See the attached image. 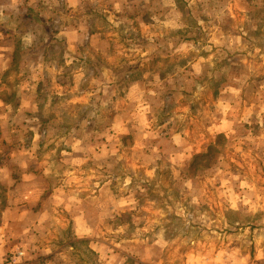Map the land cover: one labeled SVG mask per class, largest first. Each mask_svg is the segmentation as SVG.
Wrapping results in <instances>:
<instances>
[{
    "label": "rangeland",
    "instance_id": "obj_1",
    "mask_svg": "<svg viewBox=\"0 0 264 264\" xmlns=\"http://www.w3.org/2000/svg\"><path fill=\"white\" fill-rule=\"evenodd\" d=\"M223 1L110 0L101 65L22 67L56 0L0 83V264H264V0Z\"/></svg>",
    "mask_w": 264,
    "mask_h": 264
},
{
    "label": "crops",
    "instance_id": "obj_2",
    "mask_svg": "<svg viewBox=\"0 0 264 264\" xmlns=\"http://www.w3.org/2000/svg\"><path fill=\"white\" fill-rule=\"evenodd\" d=\"M61 4L55 7L58 12V33L56 35L57 41H53L52 44L48 43L47 47L43 45L41 51L46 53L44 56L43 62L40 64L36 62V59L30 61L32 55L35 53L38 55L39 49L31 48V55L29 61L26 63L24 61L22 67L29 65H34L38 67L50 66L51 64L49 56L53 54L56 50H59L63 56L62 62L55 65L58 68L59 65L64 67H69V65L77 64L80 60L90 63L93 67L101 65L92 59L90 51H87L88 44H90L89 49L95 48L97 53L101 52L106 54L104 51L107 50V44L110 45L108 39L102 38L101 30H110V23H114V17L110 14L108 10L102 8L104 4H109L110 0H88L91 1V14L101 12L103 9L104 17L108 21L106 27H97L93 23H90L89 26L83 24L84 20L79 18V10L84 6L86 0H60ZM117 2L116 7L120 8V12L125 14L127 12V0H113ZM224 2L223 0H220ZM231 0H225L228 2ZM260 1V2H259ZM256 2L254 9L256 10L258 5L261 3V0ZM56 0H5L4 2L0 0V77H5V79L0 78V83L3 81L9 80L8 72H11L13 65L16 63L17 48L22 43H26L27 40L35 38L37 35L34 30H41V33H44V30L48 32L49 22L45 19L49 16V11L53 8ZM204 3V1H202ZM233 10L227 12L229 19H236L235 15H239L237 12L238 7L236 5H241V0H232ZM263 2V1H262ZM204 5L203 14H207V10L210 11L208 3ZM101 8V9H100ZM261 8L260 14L253 13L250 19L248 20V27L252 28L251 30H264V5ZM93 9V10H92ZM99 9V10H98ZM228 10V7L226 8ZM258 10V9H257ZM34 14H40L41 18L35 19ZM216 17H218L216 15ZM95 21L96 19H93ZM34 25V27H33ZM51 25V23H50ZM39 27V28H38ZM41 27V29H40ZM98 30V31H97ZM49 35V34H48ZM236 39V38H235ZM36 47V46H34ZM23 48V46H22ZM22 50V49H21ZM25 52L27 48L24 47ZM84 52V56L81 59V54ZM121 54V52L118 50ZM96 53V52H95ZM44 55V54H43ZM111 62L114 61L113 58L110 59ZM126 65V64H125ZM124 66V65H122ZM120 64V67H122ZM115 68V66H113ZM123 71V70H122ZM22 74L18 73V79L21 80ZM22 82V81H21ZM76 91V88H73ZM82 94H84L82 92Z\"/></svg>",
    "mask_w": 264,
    "mask_h": 264
}]
</instances>
